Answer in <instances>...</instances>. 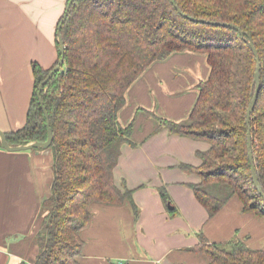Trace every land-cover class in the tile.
<instances>
[{
	"label": "trees",
	"instance_id": "1",
	"mask_svg": "<svg viewBox=\"0 0 264 264\" xmlns=\"http://www.w3.org/2000/svg\"><path fill=\"white\" fill-rule=\"evenodd\" d=\"M172 1L175 5L171 0H75L58 24L64 65L42 91L43 107L37 92L59 64V43L52 68L33 65L35 89L26 125L5 133L10 147L46 143L44 109L48 113L55 176L51 196L42 203L33 264H79L83 233L97 205L129 202L137 214L133 191L119 188L114 179L121 147L133 146L134 124L122 128L118 114L131 85L154 62L176 53L206 54L210 74L197 86L198 99L189 117L182 122L156 118L154 134L167 130L210 145L197 153L200 167L180 166L200 178L189 188L209 219L233 199L241 203L243 213L264 219V0ZM250 42L261 69L259 95L247 125L257 71ZM158 193L169 210L166 189ZM169 212L176 214L175 209ZM200 237L201 244L192 251L204 255L208 264H264V250L252 249L244 240L210 244Z\"/></svg>",
	"mask_w": 264,
	"mask_h": 264
},
{
	"label": "crops",
	"instance_id": "2",
	"mask_svg": "<svg viewBox=\"0 0 264 264\" xmlns=\"http://www.w3.org/2000/svg\"><path fill=\"white\" fill-rule=\"evenodd\" d=\"M68 0H0V132L26 125L35 89L33 65L48 70L58 60L57 30ZM206 54L176 53L154 62L132 86L118 123L134 128L133 146L122 147L114 170L116 185L133 191V205H97L84 231L79 264H208L195 249L203 235L210 244L234 236L252 249V232L264 219L242 212L233 199L213 219L198 202L191 184L200 178L180 168L201 166L198 152L210 145L162 130L156 118L185 121L208 79ZM53 156L49 149H0V264H33L42 203L52 193ZM170 197L169 210L158 189ZM234 207V212H229ZM176 210L172 217L169 211Z\"/></svg>",
	"mask_w": 264,
	"mask_h": 264
},
{
	"label": "water",
	"instance_id": "3",
	"mask_svg": "<svg viewBox=\"0 0 264 264\" xmlns=\"http://www.w3.org/2000/svg\"><path fill=\"white\" fill-rule=\"evenodd\" d=\"M74 1L75 0H69V3H68V5L66 7V10H65V13L63 15V21H65V19L67 18L69 10H70L72 4L74 3ZM171 2H172V4H174V2L172 0H171ZM176 10L179 12L180 15H182L183 17H186L180 11V9L178 7H176ZM190 20L191 21H195V22H202V23L210 24L209 22H204V21H201V20L193 19V18H190ZM213 25H220V23H213ZM222 25L225 26V27H228V28H234L235 30H239L238 28L233 27L232 25H229V24H222ZM60 31H61V26L57 30V42L59 43L61 59L59 61L58 66L49 74L48 78L44 82H42V84L39 86V89H38V92H37V96H38V99H39L41 107H43V102H42V99H41L42 91L44 90V88L47 85V83L52 79L54 74L57 73L58 71H60L61 68L64 65V46H63L62 39L60 37ZM250 47L253 49V52H254L255 57H256L257 71H256V74H255L256 93L254 95V98H253V100L251 102V105H250V107L248 109V112H247V120H246L247 125L250 124L251 115H252L253 109H254V107H255V105L257 103L259 90H260L259 87H260V69H261V63H260L259 55L256 52V50H255V48H254V46H253V44L251 42H250ZM44 114H45V118L47 120V126H48V140H47L46 143H29V144H26V145H23V146L10 147L8 142L6 141L5 134L0 132V141H1L2 148L4 150L9 151V152H22V151H27V150H32V149H43V150L48 149L50 147L51 143H52L53 136H52V133L50 131V127H49V123H48V119H49L48 118V113L46 112L45 109H44ZM248 141H249V147L251 148V136L248 137ZM249 158H250V162L253 164V157H252V153L251 152L249 154ZM252 170H253V173H255V168L254 167L252 168ZM254 182H255V185L258 188V190L261 192L260 185L258 183L257 177H254ZM261 194H262V192H261Z\"/></svg>",
	"mask_w": 264,
	"mask_h": 264
},
{
	"label": "rangeland",
	"instance_id": "4",
	"mask_svg": "<svg viewBox=\"0 0 264 264\" xmlns=\"http://www.w3.org/2000/svg\"><path fill=\"white\" fill-rule=\"evenodd\" d=\"M127 92H126L125 98L127 96ZM122 147H121V150H122ZM229 209H230L229 212L232 214L234 212V207H229ZM231 240H241V239L238 236H234L229 241H231ZM251 244L255 245V247L264 248V227H260L257 230L252 232Z\"/></svg>",
	"mask_w": 264,
	"mask_h": 264
}]
</instances>
